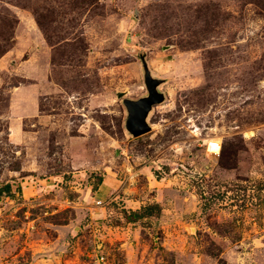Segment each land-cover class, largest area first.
Listing matches in <instances>:
<instances>
[{
	"label": "rangeland",
	"instance_id": "374dc122",
	"mask_svg": "<svg viewBox=\"0 0 264 264\" xmlns=\"http://www.w3.org/2000/svg\"><path fill=\"white\" fill-rule=\"evenodd\" d=\"M1 52L0 264H264V0H0Z\"/></svg>",
	"mask_w": 264,
	"mask_h": 264
},
{
	"label": "water",
	"instance_id": "95a60500",
	"mask_svg": "<svg viewBox=\"0 0 264 264\" xmlns=\"http://www.w3.org/2000/svg\"><path fill=\"white\" fill-rule=\"evenodd\" d=\"M140 58L147 93L134 98L126 97L125 91L117 92L118 97L123 99L126 107L124 127L133 137L141 136L152 129L149 121L150 114L155 105L161 104L166 100V94L160 88L166 79L153 74L146 59V53L140 54Z\"/></svg>",
	"mask_w": 264,
	"mask_h": 264
},
{
	"label": "trees",
	"instance_id": "16d2710c",
	"mask_svg": "<svg viewBox=\"0 0 264 264\" xmlns=\"http://www.w3.org/2000/svg\"><path fill=\"white\" fill-rule=\"evenodd\" d=\"M2 54L3 53L1 52L0 53V56ZM263 184L264 183H261V185H263ZM16 190L17 191H21V186L18 185ZM16 190L14 188V183H12L11 181H3V182H1L0 183V204H1V202H2V200H3L4 197H6V196H8V197L9 196H13ZM153 207L157 208V207H159V204H157V203L152 204V205L148 206L147 209H151ZM133 212L135 214L138 213L136 211H133ZM148 213H149L148 215H152V211H149Z\"/></svg>",
	"mask_w": 264,
	"mask_h": 264
},
{
	"label": "built area",
	"instance_id": "2783aa9c",
	"mask_svg": "<svg viewBox=\"0 0 264 264\" xmlns=\"http://www.w3.org/2000/svg\"><path fill=\"white\" fill-rule=\"evenodd\" d=\"M222 149V142L218 139L211 138L207 142V150L212 153H220Z\"/></svg>",
	"mask_w": 264,
	"mask_h": 264
},
{
	"label": "crops",
	"instance_id": "0c3cea01",
	"mask_svg": "<svg viewBox=\"0 0 264 264\" xmlns=\"http://www.w3.org/2000/svg\"><path fill=\"white\" fill-rule=\"evenodd\" d=\"M123 166H121V169H122ZM54 255H52V258L55 260V258L53 257ZM50 260V259H49Z\"/></svg>",
	"mask_w": 264,
	"mask_h": 264
}]
</instances>
